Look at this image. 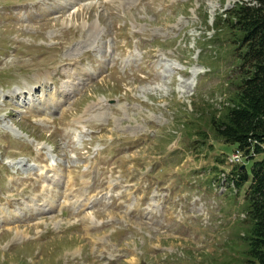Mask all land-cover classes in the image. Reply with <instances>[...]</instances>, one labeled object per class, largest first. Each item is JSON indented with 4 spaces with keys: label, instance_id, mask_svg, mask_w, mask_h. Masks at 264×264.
I'll return each instance as SVG.
<instances>
[{
    "label": "rangeland",
    "instance_id": "374dc122",
    "mask_svg": "<svg viewBox=\"0 0 264 264\" xmlns=\"http://www.w3.org/2000/svg\"><path fill=\"white\" fill-rule=\"evenodd\" d=\"M235 1L0 0V264H246Z\"/></svg>",
    "mask_w": 264,
    "mask_h": 264
},
{
    "label": "trees",
    "instance_id": "16d2710c",
    "mask_svg": "<svg viewBox=\"0 0 264 264\" xmlns=\"http://www.w3.org/2000/svg\"><path fill=\"white\" fill-rule=\"evenodd\" d=\"M215 26L228 31L236 73L229 81L227 101L209 114L205 125H194L192 135L203 144L213 135L222 148L224 143L235 144L245 159H255L264 153V0L235 1L216 17ZM243 164H229L238 167L226 178L238 188L247 185L246 264H264V156L254 162L251 174Z\"/></svg>",
    "mask_w": 264,
    "mask_h": 264
},
{
    "label": "built area",
    "instance_id": "2783aa9c",
    "mask_svg": "<svg viewBox=\"0 0 264 264\" xmlns=\"http://www.w3.org/2000/svg\"><path fill=\"white\" fill-rule=\"evenodd\" d=\"M240 154H235L234 159L239 160Z\"/></svg>",
    "mask_w": 264,
    "mask_h": 264
},
{
    "label": "bare ground",
    "instance_id": "6f19581e",
    "mask_svg": "<svg viewBox=\"0 0 264 264\" xmlns=\"http://www.w3.org/2000/svg\"><path fill=\"white\" fill-rule=\"evenodd\" d=\"M236 160V159H235ZM237 161V160H236Z\"/></svg>",
    "mask_w": 264,
    "mask_h": 264
}]
</instances>
